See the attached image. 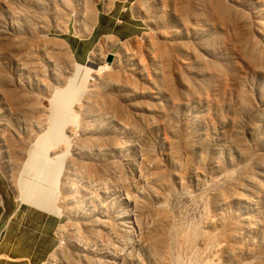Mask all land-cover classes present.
Here are the masks:
<instances>
[{
	"label": "rangeland",
	"instance_id": "1",
	"mask_svg": "<svg viewBox=\"0 0 264 264\" xmlns=\"http://www.w3.org/2000/svg\"><path fill=\"white\" fill-rule=\"evenodd\" d=\"M36 142L48 195L26 199ZM181 226L199 264H264V0H0V242L47 246L30 264H188Z\"/></svg>",
	"mask_w": 264,
	"mask_h": 264
},
{
	"label": "crops",
	"instance_id": "2",
	"mask_svg": "<svg viewBox=\"0 0 264 264\" xmlns=\"http://www.w3.org/2000/svg\"><path fill=\"white\" fill-rule=\"evenodd\" d=\"M98 24L99 20L96 19L89 33L80 39H84L85 41L87 40L89 42L93 41L96 35L94 33V28ZM110 32L113 33L112 29L110 30ZM73 54L76 60L84 61L88 58L89 51L83 47L82 43H77L73 48ZM58 109L59 108H54L51 111L50 119L52 126L49 128V136L50 134L52 135L55 132L59 123L68 117L65 108H60L59 110ZM34 146L35 150H33L32 154L29 156V161L24 167V172L29 178L38 180L41 177L40 175H42L43 173V168L46 166L48 157L46 155L45 145L43 142H36ZM33 249L35 250L36 246H33ZM47 253V246L43 251L39 247L34 252L32 250V247L26 250L24 246H16L14 240H10L9 231L5 233V236L0 242V260L3 261L1 264H11L12 262H22L23 264H30L32 262H40L42 258L47 255Z\"/></svg>",
	"mask_w": 264,
	"mask_h": 264
},
{
	"label": "bare ground",
	"instance_id": "3",
	"mask_svg": "<svg viewBox=\"0 0 264 264\" xmlns=\"http://www.w3.org/2000/svg\"><path fill=\"white\" fill-rule=\"evenodd\" d=\"M108 64V63H107ZM106 64L104 65H99V66H96L93 68V71L95 72H99V71H102L104 68H105ZM91 67V66H90ZM10 144V143H9ZM11 150V149H10ZM5 165V164H4ZM31 166V165H30ZM36 167V166H35ZM44 169V168H43ZM49 169V168H48ZM43 173H44V170H43ZM40 175V179L38 180H34V179H31V178H28V177H25L23 175H18L17 177H13L16 181L15 185L17 186L19 192L21 193L20 195H22V197L26 198V199H29V197L35 193L37 191V196L38 197H42L45 196V195H48V193H44L42 190H40V186L37 187V182L40 181V180H44V177L45 175ZM41 174V173H40ZM16 176V175H15ZM13 184V183H12ZM14 185V186H15ZM37 185V186H36ZM46 190V189H45ZM45 194V195H44ZM19 197V196H18ZM20 198V197H19ZM51 199V198H50ZM193 225V224H192ZM182 227V226H181ZM181 227H180V230L178 232H176L175 235H173L175 237L174 242L176 240V242H178L184 249L185 251H189L188 253L190 254L191 253V260L188 261V264H199L197 261V251L195 249V236H196V232H198V230L196 229L195 226H187L186 228H183L181 230ZM178 229V228H177ZM175 233V232H174ZM172 235V234H171ZM166 238H165V237ZM172 236V237H173ZM164 238H155L153 239V244L152 246H154L155 248L159 249L161 254H163V248L167 247L166 245L169 244L170 240H171V236H169V238H167L168 236L164 235L163 236ZM171 237V238H170ZM151 238V237H150ZM154 238V237H153ZM150 240V239H149ZM171 240V242L173 241ZM152 241V240H151ZM195 242V243H194ZM80 249H81V246L78 244V243H75ZM152 248V247H151ZM161 248L163 249L161 251ZM180 248V247H179ZM197 248V247H196ZM153 250H156L154 248H152ZM167 248H165L166 250ZM152 250V252H153ZM198 250V249H197ZM186 251V252H187ZM168 252V251H167ZM56 253V252H55ZM157 253L160 255L159 251L157 252L156 251V255ZM155 254V253H154ZM177 255V254H176ZM178 256V255H177ZM180 257V256H179ZM173 261L175 262V264L177 263L178 259L175 257L173 259ZM174 262L172 264H174ZM170 263V264H171ZM179 264H182V263H179ZM185 264V263H184Z\"/></svg>",
	"mask_w": 264,
	"mask_h": 264
},
{
	"label": "water",
	"instance_id": "4",
	"mask_svg": "<svg viewBox=\"0 0 264 264\" xmlns=\"http://www.w3.org/2000/svg\"><path fill=\"white\" fill-rule=\"evenodd\" d=\"M111 59H112V55H111V54H108V55L106 56V61H107V62H110Z\"/></svg>",
	"mask_w": 264,
	"mask_h": 264
}]
</instances>
